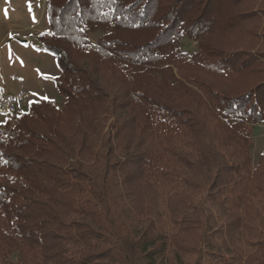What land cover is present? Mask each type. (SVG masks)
I'll return each mask as SVG.
<instances>
[{"label": "trees", "instance_id": "1", "mask_svg": "<svg viewBox=\"0 0 264 264\" xmlns=\"http://www.w3.org/2000/svg\"><path fill=\"white\" fill-rule=\"evenodd\" d=\"M45 6L62 106L0 128V264H264V0Z\"/></svg>", "mask_w": 264, "mask_h": 264}, {"label": "rangeland", "instance_id": "2", "mask_svg": "<svg viewBox=\"0 0 264 264\" xmlns=\"http://www.w3.org/2000/svg\"><path fill=\"white\" fill-rule=\"evenodd\" d=\"M45 0H0V76L18 75L23 78L24 87L31 92V102L43 97L58 109L62 106V95L55 87L59 76L54 55L38 40L41 34L49 33ZM101 32L89 34V40L96 42ZM182 51L188 54L196 48V41L183 38ZM2 81V80H1ZM10 90L15 91L17 83L7 81ZM251 164L257 163L264 152V122L250 125ZM17 259L16 253L10 260Z\"/></svg>", "mask_w": 264, "mask_h": 264}, {"label": "built area", "instance_id": "3", "mask_svg": "<svg viewBox=\"0 0 264 264\" xmlns=\"http://www.w3.org/2000/svg\"><path fill=\"white\" fill-rule=\"evenodd\" d=\"M2 80V81H1ZM7 81L17 83L15 91L10 90ZM31 93L24 87L22 76L9 75L0 78V128L12 124L23 113L28 112Z\"/></svg>", "mask_w": 264, "mask_h": 264}, {"label": "crops", "instance_id": "4", "mask_svg": "<svg viewBox=\"0 0 264 264\" xmlns=\"http://www.w3.org/2000/svg\"><path fill=\"white\" fill-rule=\"evenodd\" d=\"M37 48H40V49H42L43 47L39 45V46H37ZM54 59H55V56H54ZM55 61H56V59H55ZM0 78H1V76H0ZM30 93H31V92H30ZM40 99H45V98H43V97H40L38 100H40ZM32 102H33V101H32ZM255 165H256V164H255ZM255 165H254V166H255Z\"/></svg>", "mask_w": 264, "mask_h": 264}]
</instances>
